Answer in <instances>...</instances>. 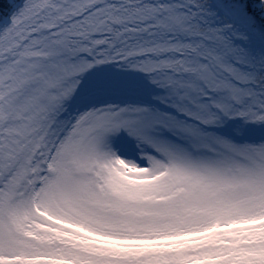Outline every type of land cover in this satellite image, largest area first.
Wrapping results in <instances>:
<instances>
[{"label": "snow or ice", "instance_id": "obj_1", "mask_svg": "<svg viewBox=\"0 0 264 264\" xmlns=\"http://www.w3.org/2000/svg\"><path fill=\"white\" fill-rule=\"evenodd\" d=\"M0 264H264V0H0Z\"/></svg>", "mask_w": 264, "mask_h": 264}]
</instances>
